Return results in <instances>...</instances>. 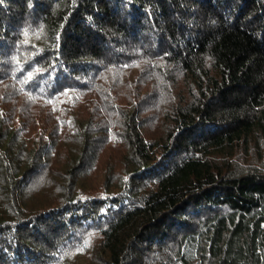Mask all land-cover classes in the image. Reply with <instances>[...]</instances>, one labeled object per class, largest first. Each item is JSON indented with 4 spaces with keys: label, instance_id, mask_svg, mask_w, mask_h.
<instances>
[{
    "label": "trees",
    "instance_id": "16d2710c",
    "mask_svg": "<svg viewBox=\"0 0 264 264\" xmlns=\"http://www.w3.org/2000/svg\"><path fill=\"white\" fill-rule=\"evenodd\" d=\"M0 264H264V0H0Z\"/></svg>",
    "mask_w": 264,
    "mask_h": 264
}]
</instances>
